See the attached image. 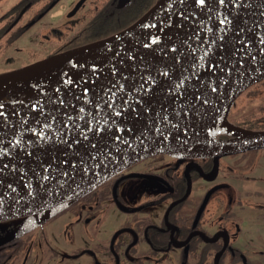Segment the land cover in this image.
<instances>
[{
	"label": "water",
	"instance_id": "95a60500",
	"mask_svg": "<svg viewBox=\"0 0 264 264\" xmlns=\"http://www.w3.org/2000/svg\"><path fill=\"white\" fill-rule=\"evenodd\" d=\"M183 1L159 0L129 28L1 74L0 80L25 75L35 65L41 72L57 62L60 70L70 53L129 39L175 13ZM263 9L264 0H199L178 35L146 61L70 92L0 112V217L5 218L0 221L33 219L9 232L0 245L41 223L34 216L45 212L32 211L50 206L47 214L57 213L112 175L151 156H213L218 161L228 154L264 148V131L227 122L252 134V139L232 143L233 135L212 134L207 126L213 110L247 81L245 64ZM262 79L264 75L248 82L231 105ZM195 121L198 135L193 133ZM219 134L232 137L219 141ZM187 137L210 153L174 151Z\"/></svg>",
	"mask_w": 264,
	"mask_h": 264
},
{
	"label": "flooded vegetation",
	"instance_id": "af4514ba",
	"mask_svg": "<svg viewBox=\"0 0 264 264\" xmlns=\"http://www.w3.org/2000/svg\"><path fill=\"white\" fill-rule=\"evenodd\" d=\"M158 1L0 0V75L111 37ZM247 151L139 161L0 245V264H264V155Z\"/></svg>",
	"mask_w": 264,
	"mask_h": 264
},
{
	"label": "bare ground",
	"instance_id": "6f19581e",
	"mask_svg": "<svg viewBox=\"0 0 264 264\" xmlns=\"http://www.w3.org/2000/svg\"><path fill=\"white\" fill-rule=\"evenodd\" d=\"M199 0H184L181 7L173 14H166L141 33L122 40L114 45L84 52L70 53L68 61L58 69V63L48 65L37 72L38 65L25 75L0 80V112L20 107L49 96L60 95L88 85L92 81L133 67L153 57L163 49L188 22ZM247 81L230 98L215 108L207 121L212 134L226 133L233 135L232 143L252 139V134L231 127L226 116L233 97L251 80L264 75V9L253 31L251 49L245 64ZM10 95H16L10 97ZM195 121L193 133L199 134L200 128ZM174 151L193 154L210 153L209 150L194 146L190 137L178 144ZM58 203H55L56 205ZM50 206L36 209L35 213L46 212ZM5 218H1L3 220Z\"/></svg>",
	"mask_w": 264,
	"mask_h": 264
},
{
	"label": "trees",
	"instance_id": "16d2710c",
	"mask_svg": "<svg viewBox=\"0 0 264 264\" xmlns=\"http://www.w3.org/2000/svg\"><path fill=\"white\" fill-rule=\"evenodd\" d=\"M256 96L260 98L256 99L258 98ZM243 99L245 100L244 107L235 109ZM227 118L235 126L253 131H264V79L252 84L232 103ZM243 154L255 159L264 155V150H248Z\"/></svg>",
	"mask_w": 264,
	"mask_h": 264
},
{
	"label": "rangeland",
	"instance_id": "374dc122",
	"mask_svg": "<svg viewBox=\"0 0 264 264\" xmlns=\"http://www.w3.org/2000/svg\"><path fill=\"white\" fill-rule=\"evenodd\" d=\"M256 97H258V98H256V99H259L260 98V96H256ZM244 99L242 100V102H239V104H238V106H237V108H235V109H239V108H243L244 106H243V103H244ZM162 155H167V157L168 156H172V155H169V154H162ZM226 158H228V156L226 157ZM260 169H262L263 171H264V166L262 167V168H260ZM97 187V186H96ZM95 187V188H96ZM94 190V189H93ZM94 193V192H93ZM165 209H166V207H162V210L163 211H165ZM58 213V212H57ZM57 213H54V214H52V212L50 211L48 214H47V212H45V213H43V214H38V215H36V216H34V218L35 219H38V221H40L41 223H43V222H45L46 220H48L49 218H51V217H53L54 215H56ZM52 214V215H51ZM51 215V216H50ZM48 216H50L49 218H47ZM25 217H31V216H24V217H20V218H17V219H23V218H25ZM45 218H47L46 220H44ZM61 219H69V217H67V216H64V217H62ZM11 220H13V219H10V220H5V221H0V231L1 230H4L6 227H7V224L9 223V221H11ZM40 231V229H38L37 231H35V232H33L32 234L33 235H39V232ZM44 234L45 235H48V234H50V226L48 225V226H45V228H44Z\"/></svg>",
	"mask_w": 264,
	"mask_h": 264
}]
</instances>
